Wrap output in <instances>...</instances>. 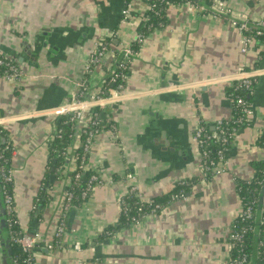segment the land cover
Returning a JSON list of instances; mask_svg holds the SVG:
<instances>
[{
  "label": "crops",
  "instance_id": "0c3cea01",
  "mask_svg": "<svg viewBox=\"0 0 264 264\" xmlns=\"http://www.w3.org/2000/svg\"><path fill=\"white\" fill-rule=\"evenodd\" d=\"M223 1L229 16L182 3L168 8L165 26L147 34L130 62L123 97L100 107L103 129L87 170L103 183L65 211L66 173L52 178L48 198L36 203L60 118L54 110L86 76L97 42L116 31V52L87 75L90 89L101 90L119 49L146 24L150 0H131L128 19L126 0H0V51L23 71L18 79L0 77V120L14 147L18 224L23 233L42 235L34 264H229V236L243 207L238 183L251 180L254 163L264 160V40L255 38L243 52V35L230 18L264 19V0ZM240 68L258 71L254 114L234 137L227 170L205 177L195 130L233 116L227 92ZM190 178L198 180L186 199L103 236L131 186L151 198ZM61 217L66 228L56 242Z\"/></svg>",
  "mask_w": 264,
  "mask_h": 264
},
{
  "label": "built area",
  "instance_id": "2783aa9c",
  "mask_svg": "<svg viewBox=\"0 0 264 264\" xmlns=\"http://www.w3.org/2000/svg\"><path fill=\"white\" fill-rule=\"evenodd\" d=\"M205 1L206 0H202V2ZM208 1L210 2L209 8L210 10H212V12H214V14L218 16H229L232 13V8L223 0ZM182 3L190 4V6L194 8L206 10L203 5L197 4L191 0H185ZM182 3L177 4L171 0H150L149 7L158 10L164 5L169 8L171 6L180 5ZM131 11L132 4L131 1H129L128 3H126L124 9L122 10L124 19H128V17L132 13ZM230 21L232 26H234L243 35V52H247L248 47L255 40V36L249 35L248 33L252 32L256 36L264 34V19H260L254 23H251L247 18L240 19L231 17ZM116 35V31H114L112 32L110 38L100 39L97 42L96 48L90 55V58L86 64V76L77 84L76 90L73 93L71 99L64 104L56 107L54 110V113L59 117L64 115H71V121L76 122L77 134L82 131L86 135V139L83 140V142L77 141V145H80L83 153L78 162L77 160L76 163L74 162V167L72 170L76 169L78 166H80L81 169L87 168L91 144L95 136L102 130L101 128L103 127L102 120L97 117L94 118L95 113L93 112V110L97 107L104 106L109 101H118L123 97V91L125 90L126 81L128 78L130 62L133 57L139 52V49L133 48L132 43L135 41L141 48L147 36L146 34L139 32L132 43L125 44L119 49L118 55L116 54V65L108 73V77L104 83V86L98 92H94L90 89L87 75H90L93 72V67L95 65L100 64L106 58V54L108 52H116L114 48L115 45H113L112 42L113 39H111ZM22 73L23 71L21 67L13 59L7 58L3 54V52L0 51V77L18 79L21 77ZM257 76V70L240 68L237 74L231 80H235V82L229 85V88L231 89H229L227 94L232 101V106L233 108H238L242 114V117H240L236 121L240 126L249 121L253 116L254 107L253 103L246 98L244 93L236 94L234 90L241 88L247 91V93L253 94L255 92L254 84L257 83ZM233 120L234 116H232L231 118H221L217 120V122L215 123V127L212 130H209L208 126L203 123L199 124V126L195 130V139L200 152L199 155L202 161L201 166L203 172H206V170H210L212 175H217L227 170V153L229 151V143L231 138L233 136L235 137L240 127L239 125L238 127ZM0 126H2L1 120ZM211 141L219 145V148L214 156H212V149L208 148V145ZM10 146V142L5 146L0 143V170L2 180L4 181L2 188L8 216V226L13 227L14 224L18 223L15 215V199L13 191H11L7 187V185L13 183V172L11 167L7 168L8 159L5 155V151L8 150ZM12 150L14 151L13 146ZM76 177H80V172L76 174ZM127 177L130 179L135 178L131 173H129ZM102 183L103 180L98 174H91L87 190L83 192V197H88L89 193H91L95 186L101 185ZM128 192H133L138 197L139 201L146 202V199L138 191L137 186H131ZM179 198L186 199L187 194L182 193L181 195H177L175 196L174 200ZM72 199L73 193L68 189L65 194V200L63 204V209L65 211L72 207ZM148 214L151 213H145L140 215L139 217H135L134 223H139ZM239 216H242L243 219L252 218L254 216V209L251 206L247 209L242 208ZM65 228L66 224L64 218L61 217L55 235L56 242H58L63 235ZM247 230L248 229L246 227L242 228L241 230H235L233 226L232 232L229 236L230 250H232V248L234 247L236 240L240 241L243 239ZM41 238L42 235L40 232L27 234L20 231L19 233L14 234L13 240L20 246V250L22 251V253L26 255L24 264H34L35 251ZM231 240L233 242H231ZM75 246L77 249H81L80 243H77ZM49 247H54V243H50ZM16 264H19L18 260H16ZM229 264H250V260L248 258V255L246 253H243L237 258L231 259L230 257Z\"/></svg>",
  "mask_w": 264,
  "mask_h": 264
},
{
  "label": "trees",
  "instance_id": "16d2710c",
  "mask_svg": "<svg viewBox=\"0 0 264 264\" xmlns=\"http://www.w3.org/2000/svg\"><path fill=\"white\" fill-rule=\"evenodd\" d=\"M129 1L131 0H126V3ZM171 1L178 4L184 2L185 0ZM191 1L203 5L207 10H210V2L208 0L205 2H202V0ZM167 12L168 8L166 5H164L162 8H159L158 10L149 7V18L141 32L147 35L155 28L165 26L168 21ZM248 34L254 35L256 39L259 38L264 40V34L260 36H256L252 32ZM132 46L134 49H140V46L135 41L132 43ZM255 88L256 84H254V90ZM234 91L236 94L244 93L250 102H252L255 94V92L253 94H249L247 91L241 88H238ZM93 112L95 113L94 118L97 117L102 120V110L100 107L95 108ZM233 116V121L238 126L239 124L236 121L242 117V114L238 108H233ZM101 129H103V127ZM208 129L212 130L209 126ZM85 139L86 135L82 131L77 134L76 122L71 121V115H64L57 119V132L55 133L50 144L49 161L43 177L42 186L37 196V208L48 198V191L52 186V178H57L63 173H66L70 179L69 190L73 193V199L71 203L72 206H81L86 201L88 197H83V192L87 190L90 176L94 172L88 171L87 168L81 169L80 166L72 170L70 166L72 163H76V160L78 162L83 153L80 145H77V141L83 142ZM233 141L234 136L230 140L229 149ZM9 142L11 146L5 151V155L8 159L7 168L11 167L13 144L8 138V132L6 128L0 126V143L5 146L9 144ZM208 148L212 149V156H214L219 148V145L211 141L208 145ZM254 167L256 169L255 176L249 181L244 180L239 181L238 183V193L242 202V208L247 209L251 206L254 209V216L249 219H243L242 216H238L233 222L235 230H241L244 227H246L248 230L242 240L235 241V245L231 250L230 257L231 259L237 258L238 256H241V254L246 253L250 263L264 264V203L262 205L259 204L264 186V160L254 163ZM64 169H66V172H64ZM78 172H80L79 178L76 177ZM204 173L205 177L212 175L210 170H206ZM197 180V178L180 180L169 191L163 192L158 196L151 197V199L146 200V202L139 201L138 197L133 192L126 193L121 201V210L117 223L110 225L103 236H109V234H113L120 229L129 227L134 223L135 217H139L145 213L152 214L159 212L167 203L174 200L175 196L181 195L182 193L187 194L190 186H192ZM3 184L4 181L2 180V185ZM7 187L13 191L12 184L7 185ZM258 211L261 213V223L258 227V231L255 232L256 215ZM8 231L11 249V256L8 264H16V260L19 261V264H24L26 255L22 253L20 246L13 240L14 234L21 231L19 224L16 223L13 225V227L8 226ZM231 242L233 241L231 240ZM255 251H257L256 255Z\"/></svg>",
  "mask_w": 264,
  "mask_h": 264
},
{
  "label": "water",
  "instance_id": "95a60500",
  "mask_svg": "<svg viewBox=\"0 0 264 264\" xmlns=\"http://www.w3.org/2000/svg\"><path fill=\"white\" fill-rule=\"evenodd\" d=\"M263 203H264V186H263V193L261 195L259 204L262 205ZM260 223H261V213L260 211H258L256 215L255 232L258 231V227ZM8 232H9L8 231V216H7V211H6L5 198H4L3 188H2V177H1V171H0V235H1V246H2V251H3L4 264H8L10 256H11Z\"/></svg>",
  "mask_w": 264,
  "mask_h": 264
},
{
  "label": "rangeland",
  "instance_id": "374dc122",
  "mask_svg": "<svg viewBox=\"0 0 264 264\" xmlns=\"http://www.w3.org/2000/svg\"><path fill=\"white\" fill-rule=\"evenodd\" d=\"M73 164L74 163H72L71 166H73ZM13 191H14V189H13ZM13 194H14V199H15V191L13 192ZM145 199L148 200L150 198L149 197L148 198L146 197ZM0 242H1V235H0ZM0 264H4V261H3V251H2L1 243H0Z\"/></svg>",
  "mask_w": 264,
  "mask_h": 264
}]
</instances>
